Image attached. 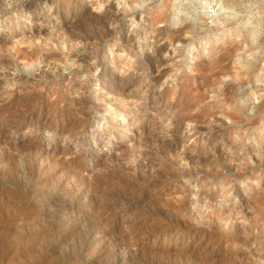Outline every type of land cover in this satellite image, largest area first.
<instances>
[{
    "label": "rangeland",
    "instance_id": "374dc122",
    "mask_svg": "<svg viewBox=\"0 0 264 264\" xmlns=\"http://www.w3.org/2000/svg\"><path fill=\"white\" fill-rule=\"evenodd\" d=\"M5 3L7 6L0 4V104L18 96L34 98L53 84L59 96L41 114L32 107L22 108L34 120L42 115H53L51 122L54 125L49 128L46 124L38 139L34 138L36 131L17 134L20 140L27 142L18 146L19 150L9 154V160L5 159L0 166L3 168H0V179L3 180H0V264H111L113 251L118 252L121 244L137 247L135 264H264V234L257 238L255 227L264 220V124L252 129L264 119V0H5ZM113 4V17L103 16ZM163 11L167 19L174 20V24L167 25V22L158 20ZM75 13L84 16L74 23ZM186 25L191 26L192 31L157 56L156 49L167 43L161 34L170 37ZM106 30L115 33L110 37ZM129 38L132 41L126 46L125 41ZM62 42L63 51L59 49ZM154 59H159V63L152 67ZM25 61L35 63L33 73L22 70ZM104 71L112 74L118 82H130L128 94L117 96L110 92L101 80ZM162 75L165 76L162 78ZM206 78L207 85H204ZM1 107L0 123L5 124L4 115L9 113V116L13 109ZM63 114L66 132L53 136L52 130L62 125ZM227 114L236 115L238 125H233ZM196 115L203 118L199 124L185 119ZM176 120L179 121L175 129L178 133L175 131L174 135L171 123ZM209 126L223 131L221 140L212 143L210 135L197 130ZM6 135L4 130L1 136ZM80 139L83 142L78 144ZM167 142L177 143L179 156L172 159L154 152ZM36 147L53 152L54 160L62 163L44 158V166L51 167L38 169L34 157ZM215 148H221L224 157L232 160L233 175L246 169L249 172L247 178L225 177V169H221V177L206 181H203L202 173H187L190 170V164L184 159L187 152L192 155ZM63 150L74 152L76 156L86 154L81 162L90 173L96 172V182L92 185L94 195L99 199L121 196L128 205L127 217L134 224V228H119L113 234H101L102 250L91 257L79 256L81 238L107 215H104L105 211L94 209L92 204L63 212L72 196V179L76 177L71 161L60 156ZM142 153H149L148 158L142 159ZM244 156H248L250 167L242 160ZM259 160H263L262 167L258 165ZM138 161L143 162V169L129 171L128 167H136ZM237 188L244 196L235 195ZM170 191L184 193L189 206L199 198L212 197L214 203L226 206L229 212L247 211L250 215L245 220L233 218L247 228L242 233L229 229L225 220H216L209 225L200 220L199 227L207 235L209 233L205 244L191 234L179 240V230L163 229L170 226L174 218L181 217L175 202L165 199L170 197ZM224 194L227 199L222 198ZM8 199L19 207L14 211L15 215L7 211ZM245 201L246 205L243 204ZM34 206L38 210L31 216L29 212ZM16 212H23L31 218L55 212L56 217L36 226L31 220L19 221L15 218ZM195 221L200 223L197 218ZM65 234L71 236L61 239ZM181 256H185L188 263L182 262Z\"/></svg>",
    "mask_w": 264,
    "mask_h": 264
},
{
    "label": "bare ground",
    "instance_id": "6f19581e",
    "mask_svg": "<svg viewBox=\"0 0 264 264\" xmlns=\"http://www.w3.org/2000/svg\"><path fill=\"white\" fill-rule=\"evenodd\" d=\"M39 1V0H38ZM79 1V0H78ZM114 1V0H113ZM230 1V0H228ZM235 2V1H233ZM17 3V2H16ZM31 3V2H29ZM28 3V4H29ZM236 3V2H235ZM238 3V2H237ZM0 4H2L3 6H7L6 3H5V0H0ZM23 4V3H22ZM34 4V3H33ZM112 4V3H111ZM119 4V3H118ZM11 5V3H10ZM14 5V4H13ZM20 5V4H19ZM81 5V4H80ZM15 6V5H14ZM37 6V5H36ZM35 6V7H36ZM34 7V8H35ZM81 7V6H80ZM2 9V8H1ZM4 9V8H3ZM30 10V9H29ZM117 10V9H116ZM76 15L74 16L73 18V21L74 23L77 22L78 20L82 19V16H84L83 14H77L75 13ZM115 14V7H114V4L112 6H110L109 8H107L103 14V16L105 17H113V15ZM91 15V14H90ZM86 17V16H85ZM116 17V15H115ZM170 18V17H169ZM72 19V18H71ZM85 19V18H84ZM104 20V19H103ZM158 20L160 22H167L168 24L167 25H171L174 20H169L167 19V15L166 13L163 11V12H160L159 16H158ZM82 21V20H81ZM113 21V20H112ZM119 21V20H117ZM87 22V21H86ZM105 22V21H104ZM114 23V21H113ZM116 23V21H115ZM72 24V23H71ZM174 24V23H173ZM82 25V24H81ZM74 27V26H73ZM81 27V26H80ZM64 29V28H63ZM78 29V28H76ZM117 29V28H116ZM119 29V28H118ZM89 30V29H88ZM69 31V30H67ZM92 31V30H91ZM120 31V30H119ZM177 31V30H176ZM192 31L191 30V26L189 25H186V26H182L179 31H177L174 35L170 36V37H167L163 34L162 37L166 38V44L161 47H159L157 50V56L160 57V55H162L164 52L168 51V48L170 47L171 43L173 42H176V41H182V37L185 33L187 32H190ZM108 35L107 36H110L113 35L115 33V31H105ZM74 33V32H73ZM104 33V32H103ZM173 33V32H172ZM105 34V33H104ZM66 35V34H65ZM70 35V34H69ZM82 35V34H81ZM101 35V34H100ZM160 35V34H159ZM158 35V36H159ZM73 35H71L72 37ZM85 36V35H84ZM90 36V35H89ZM106 36V35H105ZM158 36H156L158 38ZM92 37V36H91ZM161 37V36H160ZM77 38V37H76ZM80 38V37H79ZM109 38V37H108ZM133 38V37H132ZM132 38H129L125 41V44L126 46L129 45L132 41ZM156 38V39H157ZM78 39V38H77ZM80 39L86 41V40H89V38H85V37H81ZM103 39V38H102ZM224 39V38H223ZM52 40V39H51ZM72 40H73V37H72ZM121 40V39H120ZM135 41V40H134ZM77 42V41H76ZM124 42V41H123ZM91 43V42H90ZM250 43V42H249ZM106 44V43H104ZM189 44V43H188ZM184 45V44H183ZM215 45V44H214ZM66 46V45H65ZM68 46V45H67ZM125 46V47H126ZM133 46V45H132ZM188 46H191V45H188ZM208 46V45H207ZM242 46V45H241ZM213 47V46H212ZM101 48V47H100ZM103 48V47H102ZM187 48V46H186ZM59 49L61 51L64 50V42L60 43L59 45ZM68 49V47H67ZM185 49V48H184ZM208 49V48H207ZM206 49V50H207ZM179 51H181L179 49ZM185 52V51H184ZM35 53V52H34ZM185 54V53H184ZM151 57V56H150ZM157 57V58H159ZM155 58V57H154ZM152 59V57H151ZM149 59V60H151ZM147 60V59H146ZM159 60V59H158ZM154 59L152 60V67H155L159 61ZM103 61V60H102ZM46 62V61H45ZM162 62V61H160ZM103 63V62H102ZM100 64V63H99ZM141 64V63H140ZM71 65V64H70ZM151 65V64H150ZM105 66V65H104ZM36 67L35 63L33 61H25L24 65L22 66V70L23 71H26L27 73L31 74L33 73L34 71V68ZM39 67V66H38ZM67 67V66H66ZM245 67V66H244ZM68 68V67H67ZM71 68V67H69ZM142 68V67H141ZM149 68V67H148ZM202 68V67H201ZM66 69V68H65ZM105 69V68H104ZM145 69V68H144ZM143 69V70H144ZM52 70V69H51ZM205 70V69H204ZM53 71V70H52ZM153 71V70H152ZM162 71V70H161ZM20 72V71H19ZM62 72V71H60ZM164 72V70H163ZM204 72V71H203ZM49 73V72H48ZM154 73V71H153ZM28 74V75H29ZM45 74V73H44ZM39 75V74H38ZM49 75V74H48ZM165 75H162V78L164 77ZM52 77V76H51ZM161 76H159L160 78ZM260 78V77H259ZM121 79V78H120ZM201 79V78H200ZM101 80L103 81V83L105 85H107L108 87V90L110 92H113L115 93L117 96H123V95H126L128 94V89H129V86H130V82H118V80H116L114 78V76L112 74H107L105 71L101 77ZM100 80V81H101ZM126 80V79H124ZM144 80V79H143ZM153 80H158L157 78H154ZM133 81V80H132ZM137 81V80H136ZM160 81V80H158ZM135 82V81H134ZM143 82V81H141ZM153 82V81H152ZM160 83V82H159ZM204 85H207V78L203 81ZM102 84V83H101ZM49 86V85H48ZM190 86V85H189ZM238 86V85H237ZM57 87V86H56ZM227 87V86H226ZM195 88V87H194ZM107 90V91H108ZM225 90V89H224ZM91 91V90H90ZM93 91V90H92ZM95 91V90H94ZM226 91V90H225ZM22 92V91H21ZM33 92V91H32ZM43 92V91H42ZM246 93V92H245ZM33 94V93H31ZM92 94V93H91ZM16 95V93H15ZM159 95V94H158ZM58 96H59V92L56 91L55 89V84L51 85V87L49 86V88L47 87V89L45 90V92L43 93H39L37 94L36 96H34V98H32L31 96L29 98L27 97H23V96H18V97H14V98H11L10 100H8L7 102H4L2 104H0V113L2 114V111H1V106L3 107H8L9 106V110L10 109H13L11 110L12 114H10L8 116L7 115H4L5 116V120L6 123L5 124H1L0 125V166L2 164V162L5 161V159H7L10 155L9 154H12L14 151L16 152V149L19 150V147L20 145L22 144H25L27 142V140L25 139H22L20 140L18 137H17V134L19 133H23V131H36V137H34L35 139H38L40 137H37L39 135V132L44 129H46V124L49 126V128H51L50 126L53 124L51 122L52 118H53V115H42L41 118H37V120H34V117L32 115H28L25 110V112L23 111L22 108H28V107H32V109H36L39 110V113L41 114V112H43L44 108H47L50 104H52L53 102H56L58 100ZM235 96V94H234ZM156 97V95L153 96V98ZM32 98V99H30ZM93 98V97H92ZM250 99H252V97H250ZM155 100V99H154ZM155 103V102H154ZM153 103V104H154ZM172 103V102H171ZM61 105V104H60ZM81 105V104H80ZM160 105V103H159ZM90 107V106H89ZM107 107V106H106ZM153 107V106H152ZM70 108V107H69ZM5 109V108H4ZM82 109V108H81ZM50 110V109H49ZM66 110V109H65ZM63 111V110H62ZM58 112V111H57ZM38 113V112H37ZM64 113V112H63ZM163 113V112H162ZM5 114V113H4ZM31 114V113H30ZM53 114V113H52ZM172 114V113H171ZM174 114V113H173ZM39 115V114H38ZM58 115V114H56ZM117 115V114H116ZM181 115V114H180ZM2 116V115H1ZM62 118V125L60 127H55V129L52 130V134L53 136H56L57 134H62L64 132H66V127H65V114L61 115ZM69 116V115H68ZM224 116V115H223ZM82 117V116H81ZM217 117V116H216ZM226 117H228L232 124L233 125H238V118L236 115L234 114H227ZM60 118V117H59ZM58 119V118H57ZM68 119V117H67ZM186 120H189V121H192V122H195L196 124H199L203 121V118L201 117V115H196V116H187L185 118ZM60 123V122H59ZM69 123V122H68ZM78 124V123H77ZM173 124L174 126V129L172 130L173 131V134L174 132L176 131L175 129L178 127L179 125V121L176 120L174 121V123H171ZM264 124V119L263 120H260L259 122H257L256 124L253 125L252 129H257L259 126H262ZM54 125V124H53ZM52 125V126H53ZM182 126V125H181ZM114 128V127H113ZM197 128V127H196ZM75 129V128H74ZM6 130L7 132V135L2 138V132ZM51 130V129H50ZM79 130V129H78ZM180 130V128H179ZM198 131L199 130H203L206 134L210 135L211 136V142L212 143H215V141H217L218 139L221 140V137L223 136V131L221 129H219L218 127L216 126H209V127H205V128H198L197 129ZM177 132V131H176ZM260 132V131H259ZM178 133V132H177ZM175 135V134H174ZM25 136V135H24ZM173 137V136H172ZM175 137V136H174ZM179 137V136H178ZM42 138V137H41ZM225 138V137H224ZM30 139V138H29ZM156 139V138H155ZM175 139V138H174ZM227 139V138H225ZM41 140V139H40ZM145 140V139H144ZM148 140V139H147ZM159 140V139H158ZM173 140V139H172ZM179 140V139H178ZM177 140V142H178ZM143 141V140H142ZM149 141V140H148ZM146 141V142H148ZM155 141V140H154ZM205 141V140H204ZM250 141V140H249ZM256 141V140H255ZM29 142V141H28ZM36 142V144H39L37 143V141H34ZM33 142V144H34ZM83 140H78L77 143L80 144L82 143ZM85 142V141H84ZM152 142V141H151ZM157 142V141H156ZM174 142V141H173ZM223 142V141H222ZM150 143V142H149ZM154 143V142H152ZM162 143V142H161ZM32 144V143H31ZM209 144V143H208ZM229 144V143H228ZM179 145V144H178ZM218 145V144H217ZM25 146V145H24ZM23 146V147H24ZM33 146V145H32ZM80 146V145H79ZM151 146V145H150ZM179 147V146H178ZM213 147V146H211ZM216 147V146H215ZM31 148V147H30ZM44 148V147H43ZM205 148V147H204ZM208 148V147H207ZM33 149H35L33 147ZM63 149V148H62ZM61 149V150H62ZM123 149V148H122ZM32 150V148H31ZM72 150V149H71ZM30 151V150H29ZM28 151V155L30 154V152ZM35 151V150H34ZM55 151V150H54ZM154 151V150H152ZM33 152V151H31ZM62 152V151H61ZM156 154H163L164 156L166 157H177L179 156V154L177 153V143H170L168 144L167 142V145H164L163 147H160L159 150H155L154 151ZM195 152V151H194ZM2 153V154H1ZM34 154V153H33ZM72 154V155H71ZM16 155V154H14ZM25 155V154H24ZM58 155V154H57ZM86 154H81L80 156H76V153H69L68 151H65L63 150V152L60 154V156H64L66 159L70 160L71 161V165L73 167V170L75 169L76 172L74 175L76 176L75 178L72 179V185L70 186V189H71V198H70V201L69 203L65 206H64V210L63 212H66V211H70V210H74V209H80L81 207L83 206H87L88 204H92V207L96 210H100V211H105L104 212V215L106 214L107 216H103L102 218L99 219V225L96 227V228H93L91 230V232L85 233V235L81 238V241H80V246H79V256L84 258L86 256H89L91 257L93 254H95L98 250H102L101 247H102V243L103 241H100V235L103 234V233H111L113 234L114 232H116L117 229L119 228H128L130 229L131 227L134 228V224H132V222L128 219L127 217V214H126V211H127V208H128V205H127V202L120 196L118 198H102V199H99L97 198V196L94 195L93 191H92V185L94 186V181H95V175H96V172L94 173H90L89 170L82 164L81 162V159L85 156ZM101 155V154H99ZM177 155V156H176ZM59 156V157H60ZM71 156V157H70ZM73 156V157H72ZM149 156V153H142L141 154V158L142 159H147ZM159 156V155H158ZM35 164H37V167L38 169H41L43 166H44V158H47V160H54V158L56 157L54 155L53 152H46L44 151V149H40L39 147H36V152H35ZM34 157L32 159H34ZM86 157V156H85ZM99 157V156H98ZM15 158V157H14ZM22 158V157H21ZM30 158V155L29 157ZM27 158V159H28ZM11 159V158H10ZM64 159V158H63ZM90 159V158H89ZM173 159V158H172ZM189 164H190V170L187 171V173L191 174V175H198V174H201L204 176V179L203 181H206V180H209V179H217L219 177L222 176V172H221V169H225L226 170V174H225V177H231V176H235L239 179H245L247 178V176L249 175V172L246 171V169H243V171H239V173L237 175H233L232 174V171L234 169V166L231 164L232 163V160H229L227 158L224 157V152L222 151L221 148H215V149H212L211 151L208 150V149H204V150H200L196 153H193L192 155L190 154V152L186 153L185 155V158H184ZM9 160V158L7 159ZM22 160V159H21ZM29 160V159H28ZM101 160V159H100ZM105 160V159H104ZM110 160V159H109ZM124 160V159H123ZM242 160H244V162H246V166L247 167H250V163H249V160H248V156H244L242 157ZM30 161V160H29ZM34 161V160H33ZM55 161V160H54ZM57 161V160H56ZM55 161V162H56ZM64 161V160H63ZM107 161V160H106ZM120 161V159H119ZM152 161V160H151ZM174 161V160H173ZM262 161L263 160H259L258 161V165L259 167H262ZM8 162V161H7ZM28 162V161H27ZM32 162V160H31ZM49 162V161H48ZM57 162H61V160H58ZM109 162V161H108ZM54 163V162H53ZM62 163V162H61ZM67 164V162H64ZM63 163V164H64ZM69 163V162H68ZM110 163V164H109ZM108 165L112 166V162H109ZM121 163V161H120ZM143 163V162H142ZM141 161H138L136 163V167H128L129 171L130 170H137L138 171L140 169H143V165H142ZM149 163V162H148ZM147 163V164H148ZM30 164V163H29ZM28 164V165H29ZM57 164V163H56ZM122 164V163H121ZM158 164V163H157ZM168 164V163H167ZM178 164V163H177ZM3 165V164H2ZM31 165V164H30ZM124 165V164H123ZM126 165V164H125ZM102 166V165H101ZM121 166V165H120ZM35 167V166H34ZM33 167V168H34ZM45 167V166H44ZM47 167V166H46ZM45 167V168H46ZM49 167H51L49 165ZM47 167L46 170L49 168ZM113 167V166H112ZM125 167V166H124ZM236 167V166H235ZM1 168V167H0ZM93 168H96V167H93ZM100 168V167H99ZM103 168V166H102ZM101 168V169H102ZM116 168V167H115ZM3 169V168H1ZM6 169V168H5ZM67 169V168H66ZM70 169V168H68ZM67 169V170H68ZM126 169V168H125ZM35 170V168H34ZM44 170V168H43ZM97 170V169H96ZM127 170V171H128ZM251 170V169H250ZM33 171V170H32ZM38 171V170H36ZM70 171V170H69ZM99 171V170H98ZM124 171V170H123ZM136 171V172H138ZM166 171V170H165ZM5 172V171H3ZM7 172V170H6ZM35 172V171H34ZM41 172V171H40ZM39 172V173H40ZM45 172V171H44ZM73 172V171H71ZM103 172L102 171V175H103ZM133 172V171H132ZM106 173V172H105ZM104 173V174H105ZM116 174V172H114ZM131 173V172H130ZM150 173V172H149ZM164 173V172H163ZM173 173V172H172ZM5 174V173H4ZM36 174V173H35ZM110 174H111V171H110ZM133 174V173H132ZM148 174V173H147ZM171 174V173H170ZM169 174V175H170ZM32 175V174H31ZM70 175V174H69ZM139 175V174H138ZM137 175V176H138ZM162 175V174H161ZM168 175V176H169ZM174 175V174H172ZM2 176V175H1ZM72 176V175H70ZM108 176V175H106ZM121 176V175H120ZM140 176V175H139ZM171 176V175H170ZM5 177V176H4ZM113 177V176H111ZM109 177V179L111 178ZM117 177V176H116ZM119 177V176H118ZM164 177V176H163ZM52 178V177H51ZM105 178V177H104ZM108 178V177H107ZM120 178V177H119ZM122 178V177H121ZM68 179V178H67ZM103 179V178H102ZM127 179V178H126ZM2 180V179H0ZM66 180V178H65ZM124 180V179H123ZM132 180V179H130ZM3 181V180H2ZM70 181V180H69ZM111 181V180H110ZM24 182V181H23ZM63 182V181H62ZM96 182V181H95ZM113 182V181H112ZM123 182V181H122ZM126 182V180H125ZM133 182V181H132ZM98 183V181H97ZM158 183V182H157ZM207 183V182H206ZM212 184V181L210 182ZM234 183V182H233ZM36 184V183H35ZM118 184V183H117ZM124 184V183H123ZM127 184V183H126ZM134 184V183H133ZM3 185V184H2ZM1 185V186H2ZM99 185V184H98ZM108 185V184H107ZM112 185V184H111ZM137 185V184H136ZM142 185V184H141ZM166 185V184H165ZM174 185V183H173ZM35 186V185H34ZM97 186V185H96ZM101 186V185H100ZM106 186V185H105ZM119 186V185H118ZM139 185H137L138 187ZM155 187V185H153ZM163 186V184H162ZM212 186V185H211ZM211 186L208 188V190L210 191L211 190ZM68 187V186H67ZM66 187V188H67ZM131 187V186H130ZM166 187V186H165ZM179 187H181L179 185ZM96 188V187H95ZM103 188V186H102ZM102 188H99L98 190L102 189ZM119 188V187H117ZM148 188V187H147ZM158 188V187H157ZM233 188V187H232ZM240 188V187H239ZM239 188L236 189V191L234 192L236 196L238 197H241V196H244L242 195V192ZM104 189V188H103ZM107 189V188H106ZM105 189V190H106ZM114 189V188H113ZM125 189V188H124ZM123 189V190H124ZM136 189V188H135ZM69 190V189H68ZM112 190V189H110ZM109 190V191H110ZM118 190V189H117ZM122 191V189H120ZM232 190V189H231ZM3 191V190H2ZM97 191V188L95 190V192ZM103 191V190H102ZM108 191V190H107ZM6 192V191H5ZM19 192V191H18ZM101 192V191H100ZM106 192V191H105ZM120 192V191H119ZM128 192V191H127ZM141 192V190L139 191ZM184 192V191H183ZM7 193V192H6ZM14 193V192H13ZM104 193V192H103ZM113 193V192H112ZM116 193V191H115ZM114 193V194H115ZM122 193V192H120ZM168 193V192H166ZM16 194V192H15ZM20 194V193H19ZM46 194V193H45ZM49 194V193H48ZM110 194V193H109ZM124 194V193H122ZM138 194V193H137ZM184 193H179L177 191H170L169 193V196L168 198L165 197V199H172V201L175 202V205H177V208L180 210L181 212V217H177V218H174L175 220H172V224L168 227H164L163 229L165 231H167L169 229V227L171 228H176L178 231V236L177 238L179 240H182L183 238H185V236L187 234H191L193 236H196L200 241H204V244L208 239V235L206 233V231L204 232L202 230V228L199 227V225L201 224V221H203V224H212L214 223V221L218 220H222V221H226L227 223H229V229L231 230H236L237 232H242L244 233V231L246 230V225L244 223H238V221H234V219H236V217H238V220H245L247 218V216H249L250 214L246 211V213H243V211L237 213V214H234L233 211L232 212H229V208H227L226 206H223L222 204H219V203H214L213 201V198L212 197H207V198H199L198 200H194L193 202V205L189 206L188 205V202H187V199H186V196L183 195ZM198 194H201V193H198ZM14 195V194H13ZM22 195V194H21ZM42 195V194H40ZM125 195V194H124ZM131 195V194H130ZM129 195V196H130ZM134 195V194H133ZM159 195V194H158ZM17 196V195H16ZM66 196V195H65ZM115 196V195H114ZM117 196H118V193H117ZM132 196V195H131ZM138 196V195H137ZM163 196V195H162ZM165 196V195H164ZM201 196V195H200ZM113 197V196H112ZM126 197V196H125ZM128 197V196H127ZM134 197V196H133ZM132 197V198H133ZM229 197V196H228ZM257 197V196H256ZM63 198V197H62ZM69 199V197H66ZM129 198V197H128ZM139 198V196H138ZM222 198L224 199H227V195L224 194L222 196ZM243 198V197H242ZM16 199V198H15ZM58 199V198H57ZM156 199V198H155ZM246 199V198H245ZM4 200V199H2ZM9 200V199H8ZM13 200V199H12ZM67 199H65L66 201ZM128 200V199H127ZM138 200V199H137ZM154 200V199H153ZM24 201V200H22ZM57 201V200H56ZM63 201V199L61 200ZM64 201V202H65ZM130 201V200H129ZM2 202V201H0ZM16 202V201H15ZM29 202V201H28ZM39 202V201H38ZM171 202V201H170ZM155 205L158 203H155L153 202ZM247 201H245L243 204L246 205ZM30 204V203H29ZM8 212H11L13 213L14 211H17L19 210V207L17 205H15L13 203V201L9 200L8 202ZM159 205V204H158ZM163 208V205L162 203L160 204ZM39 206V205H38ZM54 206V205H53ZM60 206V205H59ZM137 206V205H136ZM166 206V205H164ZM148 207V205H147ZM247 207V206H246ZM57 208H60V207H57ZM63 208V207H62ZM151 208V207H150ZM165 208V207H164ZM24 209V208H23ZM41 209V208H40ZM142 209V208H141ZM144 209V208H143ZM149 209V208H148ZM167 209V208H165ZM231 209V208H230ZM11 210V211H10ZM35 210H38V207L34 206L33 209L31 210V212H29L30 214L29 215H34V212ZM52 210V209H51ZM82 210V209H81ZM162 210V209H161ZM169 210V209H168ZM166 210V212L168 211ZM80 211V210H79ZM144 211L146 212V209H144ZM143 211V212H144ZM160 211V210H159ZM37 212V211H36ZM40 212V211H39ZM38 212V213H39ZM49 212V211H48ZM99 212V211H98ZM134 212V211H132ZM142 212V213H143ZM26 213V212H25ZM44 213V212H43ZM61 213V212H60ZM91 213V212H90ZM130 213V212H129ZM140 213V212H139ZM138 213V214H139ZM153 213V212H151ZM160 213V212H159ZM162 213H165V212H162ZM175 213V212H174ZM73 214V213H72ZM168 214V212H167ZM179 214V213H178ZM177 214V215H178ZM13 215H15V212L13 213ZM29 215H26L24 214L23 212H16V217L15 218H18L19 221L21 222H25V221H34V224H42L43 222L45 221H53L54 219V216H55V212L53 213H49V214H37L35 215L34 218H31ZM71 215V214H70ZM69 216V215H68ZM169 216V215H168ZM172 216V215H171ZM179 216V215H178ZM29 217L31 219H29ZM56 217V216H55ZM58 218V217H57ZM137 218V216H136ZM196 218L197 220H201L200 223L197 221L196 223ZM144 219V218H143ZM12 221V220H11ZM145 221V220H144ZM168 221V220H167ZM162 222V220H161ZM171 222V221H170ZM30 223V222H29ZM72 223V222H71ZM74 223V222H73ZM135 223V221H134ZM154 224V223H153ZM163 224V223H162ZM169 224V223H168ZM155 225H157L155 223ZM165 225V224H164ZM163 225V226H164ZM21 226V225H20ZM38 226V225H36ZM42 226V225H41ZM50 226V225H49ZM52 226V225H51ZM85 226V225H84ZM136 226V225H135ZM141 226V225H139ZM143 226V225H142ZM146 226V225H145ZM161 226V225H160ZM166 226V225H165ZM34 227V226H33ZM138 227V225L136 226ZM144 227V226H143ZM151 227V226H150ZM157 227V226H156ZM162 227V226H161ZM255 227L257 229V235L256 237L259 238L261 235L264 234V220L262 222H260L258 225L255 224ZM13 228V226H12ZM85 228V227H84ZM83 228V229H84ZM132 228V229H133ZM154 228V227H153ZM151 228V229H153ZM16 229V227H15ZM23 229V228H22ZM36 229V228H35ZM38 229V228H37ZM89 229V228H88ZM127 229V230H128ZM162 229V230H163ZM220 229V228H219ZM24 231V230H23ZM133 231V230H132ZM158 231V229H157ZM171 231V230H170ZM174 231V230H173ZM39 232V231H38ZM135 232V231H134ZM148 232V231H147ZM151 232H153V230H151ZM71 233V232H70ZM169 233V232H168ZM36 234V233H35ZM75 234V233H73ZM140 234V233H139ZM138 234V235H139ZM227 234V233H226ZM231 234V233H230ZM29 235V234H28ZM31 235V234H30ZM153 235V234H152ZM172 235V234H171ZM235 235V234H234ZM38 236V235H37ZM67 236H71L70 234H65L63 237L61 236V239L63 238V240H66ZM146 236V235H144ZM143 236V237H144ZM157 236V235H156ZM155 236V237H156ZM77 237V236H76ZM142 237V236H140ZM154 237V238H155ZM27 238V237H26ZM35 238V237H32V239ZM78 238V237H77ZM135 238V237H134ZM138 238V237H137ZM145 238V237H144ZM162 238V237H161ZM193 238V237H192ZM235 238V237H234ZM9 239V238H8ZM54 239V238H53ZM105 239V238H104ZM118 239V237H117ZM165 239V237H164ZM188 239V237H187ZM250 239V238H249ZM18 240V239H17ZM31 240V239H30ZM34 240V239H33ZM42 240H43V236H42ZM55 240V239H54ZM57 240V239H56ZM68 240V239H67ZM137 240V239H136ZM135 240V241H136ZM191 240V239H190ZM242 241H246V238H242L241 239ZM50 241V240H49ZM115 241V240H114ZM113 241V242H114ZM140 241V240H139ZM189 241V239H188ZM44 242V241H43ZM106 242V241H105ZM122 242V241H121ZM124 242V241H123ZM222 242V241H221ZM238 242V241H237ZM9 243V242H8ZM58 243V242H57ZM79 243V242H78ZM134 243V241H133ZM192 243V242H191ZM200 243V242H199ZM217 243V242H216ZM240 243V242H239ZM28 244V243H27ZM39 244H42V243H39ZM110 244V242H109ZM136 244V242H135ZM138 244V243H137ZM195 244V243H193ZM114 245V244H113ZM196 245V244H195ZM208 243H206L205 247H207ZM226 245V244H225ZM39 246V245H38ZM43 246V245H42ZM50 246V245H49ZM136 246V245H135ZM134 246V247H135ZM191 246V245H190ZM194 246V245H193ZM192 246V247H193ZM200 246V245H199ZM3 247V246H2ZM35 247V246H34ZM45 247V246H44ZM76 247V246H75ZM107 247V246H106ZM105 247V248H106ZM116 247V246H115ZM204 247V248H205ZM226 246H224L225 248ZM41 248V247H40ZM114 248V247H113ZM137 249V247H135ZM200 248V247H198ZM46 249V248H45ZM112 249V248H111ZM134 249L133 247H129L127 246V244H121L118 248V252H116L115 250L113 251V257H112V261H111V264H135L134 260H135V254L137 253L138 250ZM197 250V248H195ZM203 249V248H202ZM23 250V249H22ZM39 250V249H38ZM75 250V249H73ZM106 250V249H105ZM191 250V249H190ZM200 251V249H198ZM255 250V249H254ZM5 251V250H3ZM35 251V250H33ZM78 251V250H77ZM157 251V250H155ZM189 251V250H188ZM212 251V249H211ZM38 252V251H37ZM116 252V253H115ZM151 252V251H150ZM149 252V253H150ZM153 252V251H152ZM166 252V251H165ZM1 253V252H0ZM78 253H75V254H78ZM105 253V252H104ZM141 253V252H139ZM138 253V254H139ZM146 253V252H145ZM157 253V252H156ZM159 253V251H158ZM162 253V251L160 252ZM10 254V253H9ZM30 254V253H29ZM40 254V253H39ZM51 254V253H50ZM73 254V253H72ZM71 254V256H72ZM100 254V253H99ZM148 254V252H147ZM146 254V255H147ZM152 253H150L151 255ZM166 254V253H165ZM17 255V254H16ZM98 255V254H97ZM162 257L163 254H161ZM193 255V254H192ZM27 256V255H26ZM77 256V255H76ZM149 256V255H148ZM152 256V255H151ZM157 256V254H156ZM160 256V255H159ZM188 256V255H186ZM196 256V255H195ZM6 257V256H5ZM79 257V258H80ZM153 257H154V254H153ZM158 257V256H157ZM168 257V256H167ZM172 257V256H171ZM185 256H181V261L182 262H187L188 263V260L186 258H184ZM202 257V256H201ZM248 257V256H247ZM9 258V257H8ZM69 258V257H68ZM67 258V259H68ZM75 258V257H74ZM94 258V257H93ZM110 258V257H109ZM165 258V257H164ZM169 258H170V254H169ZM178 258V257H177ZM230 258V257H229ZM228 258V259H229ZM236 258V257H235ZM238 258V257H237ZM77 259V258H76ZM90 259V258H89ZM153 259V258H152ZM193 259V258H192ZM206 259V258H205ZM214 259V258H213ZM234 259V258H232ZM239 259V258H238ZM69 260V259H68ZM78 260V259H77ZM84 260V259H83ZM137 260V259H136ZM162 260V259H161ZM177 260V259H176ZM185 260V261H183ZM200 260V259H199ZM198 260V261H199ZM58 261V260H57ZM64 261V259H63ZM150 261V260H149ZM158 261V258L156 260V262ZM166 261V260H165ZM168 261V260H167ZM208 261V259H207ZM230 262V259L228 260ZM243 261V260H242ZM247 261V260H246ZM79 262V261H78ZM148 262V261H147ZM154 262V261H152ZM160 262V261H158ZM157 262V263H158ZM164 262V261H162ZM178 262V261H177ZM190 262V261H189ZM3 263V262H2ZM61 263V262H60ZM66 263V262H65ZM74 263V262H73ZM77 263V262H76ZM142 263V262H141ZM191 263V262H190ZM188 263V264H190ZM80 264V263H79ZM138 264V263H137ZM156 264V263H155ZM159 264V263H158ZM164 264V263H163ZM168 264V262H167ZM191 264H194V263H191ZM197 264V263H196ZM229 264V263H228ZM233 264V263H231Z\"/></svg>",
    "mask_w": 264,
    "mask_h": 264
}]
</instances>
